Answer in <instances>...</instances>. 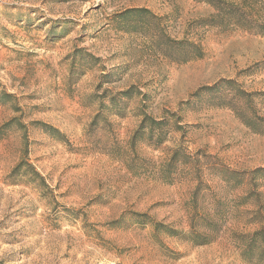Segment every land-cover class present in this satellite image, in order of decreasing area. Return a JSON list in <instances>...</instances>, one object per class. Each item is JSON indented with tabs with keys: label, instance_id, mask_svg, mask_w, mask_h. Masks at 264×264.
Masks as SVG:
<instances>
[{
	"label": "rangeland",
	"instance_id": "374dc122",
	"mask_svg": "<svg viewBox=\"0 0 264 264\" xmlns=\"http://www.w3.org/2000/svg\"><path fill=\"white\" fill-rule=\"evenodd\" d=\"M223 1L246 21L197 0H0V264H257L242 252L264 228V0ZM221 80L246 95L191 98ZM143 114L163 143L132 150Z\"/></svg>",
	"mask_w": 264,
	"mask_h": 264
},
{
	"label": "trees",
	"instance_id": "16d2710c",
	"mask_svg": "<svg viewBox=\"0 0 264 264\" xmlns=\"http://www.w3.org/2000/svg\"><path fill=\"white\" fill-rule=\"evenodd\" d=\"M199 2H204L209 4L210 6H212L216 11L217 14L216 16L218 18L225 16V12L226 11H230L229 15H230V19L234 22L237 23V25H241V23H244V21H246L244 19V16H242V14H238L237 11H231V10H226V8L230 9V6H226L223 0H197ZM136 13V14H141V13H148L147 10H143V9H138V10H127L125 12H123L122 14H120L118 16V18L120 19H126L127 17H129L131 14ZM221 21V20H220ZM169 43L175 45L176 46H183L182 42H173L168 40ZM189 46V48L191 50H193V52L195 53L194 57L198 58L201 57V52L198 46H196L195 44H187ZM178 62H186L188 61V58H182L181 60H176ZM235 81L234 80H221L218 83L214 84L213 86H205V87H201L199 88L196 92H194L191 96V98H195V99H199L202 97V95H204L205 93L210 94L212 96H219L218 99V105L219 106H223L224 104H222L224 101L223 98L220 96L222 89L224 88H228V89H232V87L235 85ZM233 93V97L234 98H239L240 96H245V92L242 91L241 89L238 90H231ZM131 96V90H127V91H122L114 96H109L108 97V102H109V106H105L103 102H101L99 104V108L100 111H98L94 117V119L91 122V126H96V128L99 126V120L102 116L101 114V110L103 108H106L108 111H111V109H116L117 108V104L122 101V99H127ZM105 96H103L104 98ZM13 99V97L10 94H7L5 92L0 93V104L5 105L8 104L9 101ZM118 116H121V112L118 111L117 113H114ZM240 119L242 120V122H244V124H246L249 127H252V129L256 130L257 125L255 124L256 122L255 119L257 118H253V117H246V116H239ZM162 121H157L154 120L153 118L143 114L142 116V120L140 121L137 129L134 131L131 139H130V148L132 150L135 149L136 145L140 142L143 141L144 139L148 141L149 145L152 147H157L160 144L163 143V138H164V134H163V127H162ZM9 125V123L5 124L3 127H7ZM36 125H38L43 131H45V133L50 136V137H63L62 134L55 128L48 126L46 124H42V123H36ZM1 131V130H0ZM147 137V138H145ZM61 139V138H60ZM28 153V145H27V137L24 136V149H23V156L25 157ZM23 167H28L27 164H25L24 161H21L20 163H18L11 171L9 177L10 178H20L21 176L25 175L26 173L22 171ZM31 175L39 178L42 180V178L38 175L37 172L32 171ZM258 248V249H257ZM257 252V264L258 263H263L264 261V228H261L257 231H255L254 233H252L250 236H248L247 241H246V245L244 247V250L242 252L243 257L252 262V256L256 254L255 251Z\"/></svg>",
	"mask_w": 264,
	"mask_h": 264
}]
</instances>
